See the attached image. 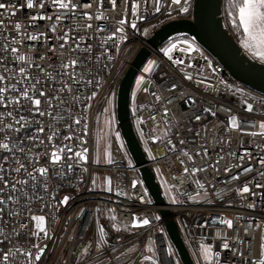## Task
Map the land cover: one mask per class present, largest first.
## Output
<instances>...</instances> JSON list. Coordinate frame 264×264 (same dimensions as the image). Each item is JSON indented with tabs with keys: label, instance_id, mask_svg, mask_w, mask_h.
I'll list each match as a JSON object with an SVG mask.
<instances>
[{
	"label": "built area",
	"instance_id": "1",
	"mask_svg": "<svg viewBox=\"0 0 264 264\" xmlns=\"http://www.w3.org/2000/svg\"><path fill=\"white\" fill-rule=\"evenodd\" d=\"M193 1L188 0V11L181 13L180 6L170 5V0H162L160 12H155L151 3L138 0L140 7L134 17L131 0L127 6L125 0H117L115 10L111 0H103L102 5L98 0H70L71 6L66 10H59L52 0H42L43 8L39 7L41 0H34L37 6L33 9H27L26 0H0L10 5L0 10V19L6 25L0 30V48H9L8 53L0 51V57H6L5 64L12 70L3 74L14 75L23 67L33 78L31 83L38 77L37 88L47 94L40 98L41 108L52 113L33 115L27 102H23V107L0 106V113L5 114L4 124L18 128L15 120L21 116L27 122L20 132L7 128L0 132V143L15 144V150L0 153V158L10 156L14 161L18 157L26 168L19 174L11 173L9 178L27 180L26 185L17 187H23L33 197H42L31 200L21 197L19 203L10 202L0 213V255L11 253L8 264H29L26 254L32 253L34 257L37 252L33 245L43 248L44 254L38 262L33 259L32 264H140L143 256L153 253L157 264H182L158 214L160 209L171 213L193 264H205L200 256L202 244L213 249L214 258L219 254V264H252L259 259V248L264 244V187L256 185H264L261 175L264 165L260 163L264 158V135L247 133L261 131L264 94L236 80L191 37H174L157 48L147 44L163 25L192 20ZM11 5L16 6L15 16L5 14L14 11ZM85 13L93 19H83ZM33 15L52 19L32 21ZM96 15L102 18L96 20ZM57 16L62 19L57 20ZM122 18L126 20L123 26L119 24ZM17 22L23 25L19 33L13 27ZM88 24L92 27L88 28ZM121 27L123 32L118 33L116 29ZM65 33L68 44L61 48ZM28 36L36 39H27ZM109 36L115 39L108 40ZM13 37L19 43L12 44ZM184 41L195 49L190 54L180 48ZM173 43L177 47L170 55L174 60H182L181 64L164 55ZM77 44L81 50L72 51ZM10 47L17 48L25 60L16 61ZM89 47L90 54L83 51ZM142 47L150 52L148 59L153 67L142 74V83L131 90L130 120L147 167L161 191L164 207L155 206L148 195L116 120L118 86ZM77 57L88 68L80 70L84 75L79 83L73 84L62 75L59 66ZM186 75L191 79H186ZM88 80L93 83L88 84ZM65 82L72 86V92L57 91ZM5 83L15 86V91L6 94L8 98H19L20 92L29 87L28 82L17 84L15 79ZM45 100L51 101V108ZM247 104L253 106L252 112L245 110ZM7 112H13V116L7 117ZM196 116H200L199 121ZM232 116L237 118V130L228 127ZM75 119L81 123L74 124ZM41 127L43 133L37 131ZM101 129L106 131L108 140L105 158L99 153ZM54 133L53 143L49 144L48 136ZM33 136L38 139H27ZM66 136L73 139L65 140ZM81 139L86 143L82 144ZM66 147H71L72 152L60 153L61 163L51 165L50 153L54 148ZM85 148L86 163L67 159ZM12 161L5 167L18 166ZM40 167L49 169L47 192L42 190L45 178L34 171ZM185 168L189 170L187 174ZM245 168L253 171L244 172ZM193 169L203 170L192 175ZM27 172H32L35 179L28 177ZM233 176L239 178L233 180ZM105 178L111 179V191L105 190ZM245 185L250 193L240 195ZM65 196L69 197L68 203L60 205ZM250 204L254 207H249ZM32 215L45 217L50 238H44L43 233L39 238L32 234L35 231ZM112 216L117 217L116 221L111 220ZM133 216L146 218L150 224L131 229ZM221 220H231L232 228L220 223ZM113 223L121 231H115ZM99 227L106 231V242L97 250ZM225 242L229 244L227 250L223 248ZM85 247L90 249L86 256L81 254ZM147 247H152L153 252H147ZM132 248L135 251L129 252Z\"/></svg>",
	"mask_w": 264,
	"mask_h": 264
},
{
	"label": "snow or ice",
	"instance_id": "2",
	"mask_svg": "<svg viewBox=\"0 0 264 264\" xmlns=\"http://www.w3.org/2000/svg\"><path fill=\"white\" fill-rule=\"evenodd\" d=\"M188 0H170V5H178L180 6V12L181 13H186L188 11V7L187 5ZM112 3V9L115 10L116 6H117V0H111ZM145 3H151L154 7L155 12H160L161 10V5H162V0H145ZM98 4L102 5L103 4V0H98ZM129 4V0H125V5L127 6ZM52 5L56 6L59 10H66L70 8V0L69 2H66V0H52ZM37 5L34 3V0H26V7L27 9H33L34 7H36ZM45 5L44 3L41 2L39 3V7L43 8ZM8 7H10V5H6L4 3H0V10H6ZM11 7H13L14 11L12 12H5V14L7 16H15L16 15V11L15 5H11ZM73 10H74V6ZM87 7H91V5H87ZM140 7V4L138 3V0H131V15L132 16H136L137 15V10ZM229 8L232 9L233 11L229 12V16H233L235 17V19L233 20V24L235 27H238L239 29L242 30V34H243V41H242V46L245 47L246 49H248L254 56L259 57L262 61H264V0H229ZM171 13H169L170 15ZM49 19L51 20L52 17H45L44 15H39V16H31L30 19L32 21H36L37 19L39 20H44V19ZM83 19H87V20H92L93 16L88 15L87 13L84 14V16L82 17ZM102 17L100 15H96L95 19L96 20H100ZM57 20L62 19L60 16L56 17ZM126 23L125 19H120L119 24L121 26H123ZM6 25L3 19H0V30L5 29ZM14 29L19 33L21 28L23 27L22 24H20L19 22L14 24ZM53 31L55 30V26L53 25ZM88 28H91L92 25L88 24L87 25ZM132 27H135V24L132 25ZM116 31L118 33H122L123 32V28H117ZM5 39H7V37H5ZM27 39H36L35 36H28ZM61 39L64 40V44L60 45L61 48H63L65 45L68 44V33H65V36L62 37ZM108 40H114L115 37L114 36H109L107 38ZM12 44L15 43H19V39L16 37H13L11 40ZM186 45V51L187 53H191L192 51H194L195 49H193L192 45L190 43H188L187 41L183 42ZM177 47V45L175 43H173L171 45V47H169L168 49H166L164 51V55L168 57L169 60H172L173 63L175 64H181L183 63L182 60H174L173 57L170 55V53L172 52L173 49H175ZM81 50L79 48V45L77 44V47L75 49H72V51H79ZM0 51H3L5 53L9 52V48L8 47H2L0 48ZM18 49L15 47H10V52L12 54H14V58L16 61H24L25 57L23 55H19L18 54ZM83 51L88 52L89 54L91 53V48H86L83 49ZM5 59L6 57H0V106H4L7 107L9 105H15L18 107H23L25 106L23 102H27L28 105H30L29 107V111L33 113V115H39V116H45V115H49L51 116L52 113L50 111L47 110H42L41 105H42V100L40 98L42 97H46V92L44 90H40L37 88V85L40 83L39 78H35V83H31L30 81L33 79L31 78L28 74H27V70L25 68H19L18 72L14 75H5L3 73H10L12 70L9 69L7 67V65L5 64ZM43 59V58H42ZM28 67H31V65H29ZM63 71H62V75L65 77H68L71 79V81L73 82V84H77L81 81L84 73L82 71H80L83 68H88V65L84 63L83 60H81L79 57L74 58L72 60H70L67 63H61V65L59 66ZM153 65L150 63L148 65V67H146L144 69V71L147 73L152 69ZM189 67H191V65H189ZM41 71H43V69H41ZM89 74L91 73V70L88 69ZM49 77H51V74H48ZM186 79H191V76L186 75L185 76ZM9 79H15L17 84H23L25 82L29 83V87L24 88L19 95V98H8L7 97V93L9 91H15V86H11L9 87L5 81L9 80ZM88 84H92L93 81L92 80H88L87 81ZM96 83H99V81H96ZM138 84L142 83V80H138L137 81ZM69 91L72 92L73 88L71 85H69L67 82H65L62 86V88L58 89L57 91L63 92V91ZM30 92H36L38 93L37 96H33L30 95ZM75 98V97H74ZM92 99L95 98V92L92 93ZM157 99H159V97H157ZM62 100V98H61ZM44 103H47L49 108L52 107L51 101L50 100H45L43 101ZM63 102V100H62ZM246 111L248 112H252L253 111V106L251 104H247ZM205 112H210L209 109H204ZM167 113L165 112V115ZM214 115V113H212ZM7 117H12L13 116V112H7L6 113ZM4 118H5V114L0 113V132L4 131L5 128H7L9 131H16V132H20L25 126H26V120L23 116H21L19 119L15 120V124H18L19 127L18 128H14L13 124H4ZM195 119L197 121L200 120V116H196ZM74 124L79 125L81 123L80 119H75L73 121ZM228 127L230 130H237L239 128V124L237 121V118L235 116H232L229 118V122H228ZM260 132L259 133H247L249 135H264V122H261L260 124ZM39 133H43L44 132V128L41 127L37 130ZM191 131V129H190ZM56 134L54 133L53 135L48 136V143L52 144L53 143V139L54 136ZM84 135H87V124L85 123L84 125ZM27 139H31V140H36L38 139V137L33 136V137H27ZM73 137L72 136H66L65 140H72ZM82 144L86 143V141H84L83 139H81L80 141ZM40 144H43L44 141L43 140H39ZM181 143H184V141H181ZM13 150H15V144H9V143H0V153H4V152H12ZM72 152V148L71 147H66V148H54V150L50 153V164L53 166H56L58 164L61 163V155L60 153L63 152ZM87 152L88 149H83V151H77L75 152L72 156H68L67 159L68 160H72V159H77L78 162L80 163H86L87 162ZM199 155V153H197ZM206 154V153H205ZM107 155V153H106ZM184 155L188 156L189 160H192V156H190L187 152L184 153ZM243 158V157H241ZM12 161V157L10 156H3L2 158H0V184L3 185V187H0V213H3L5 207L10 203H19L20 198L24 197L25 199L31 200L33 198H40L42 199V197H33L31 194L26 193L24 191L23 187L18 188L17 185H26L28 183L27 180H23V179H16V180H10L9 176L11 173H17L19 174L22 170L26 171L25 165L19 160V158H15L14 163H16L18 166L15 168H11V167H5V165H8L9 162ZM111 161L109 160V163ZM260 163L262 165H264V158H261ZM69 169H71L72 165L69 164L68 165ZM203 169H193L191 171L192 175H195L197 171H201ZM35 172H38V174L41 177L45 178V183L42 185V190L47 192L48 191V186H47V176H48V172L49 169L45 168V167H40L38 169H34ZM185 173L187 174L189 172V170L187 168H185ZM253 171L252 168H245L244 172H251ZM28 177L35 179V177L33 176L32 172H27ZM261 175H264V173H261ZM238 176H233L232 179L236 180L238 179ZM105 190L107 191H111V179L110 178H105ZM199 184V182H197ZM93 185L95 186V181H93ZM136 184L135 182H133V187H135ZM201 188H203V185L200 184L199 185ZM257 188H261L264 187V185H260L257 184L256 185ZM250 193V188L245 185L240 191L239 194L240 195H244ZM69 197L65 196L59 203L60 205H65L68 203ZM175 199H173V203H175ZM249 207H254V205L250 204ZM29 212L31 211V208L29 207ZM12 214V213H10ZM0 219H2V217H0ZM117 217L116 216H112L111 220L112 221H116ZM31 220L35 222V231H33V235H35L37 238L40 237V234L43 233L44 238H50L48 235V232L45 229V217L43 215L37 216V215H32L31 216ZM220 223L226 224L227 227L229 229L232 228L233 226V222L231 220H221ZM150 224V221L148 219H138L137 217L133 216L130 220L129 223V227L131 229H137V228H141L144 226H148ZM26 226V225H23ZM113 229L117 232L121 231V228L118 227L115 223H113L112 225ZM126 230V229H125ZM97 236H98V243H97V250H100L101 246L105 244L106 242V231L103 227H99L97 229ZM33 247L37 248V252L35 253L34 257L32 256V253H27L26 255L29 258V264H32V261L34 259V261L38 262L41 260V257L44 254V249L40 248L38 245H33ZM223 248L224 249H229V244L227 242H225L223 244ZM89 247H85L84 249H82V255H87L89 253ZM147 252L152 253L153 249L152 247H147L145 249ZM113 251H115L113 249ZM129 252L135 251V248L129 249ZM200 252L202 255V259L203 261H205V264H219V254L216 253L215 254V258H214V253H213V249L209 246L206 245H201L200 246ZM11 255V253H6L3 255H0V264H8V260H9V256ZM169 255H171V252H169ZM140 264H157L156 259H154V253L153 256H143ZM252 264H264V244L260 245L259 248V259L258 260H254L252 262Z\"/></svg>",
	"mask_w": 264,
	"mask_h": 264
},
{
	"label": "water",
	"instance_id": "3",
	"mask_svg": "<svg viewBox=\"0 0 264 264\" xmlns=\"http://www.w3.org/2000/svg\"><path fill=\"white\" fill-rule=\"evenodd\" d=\"M178 36L193 38L236 80L264 94V63L248 56L229 33L222 17V0H194L192 20H180L163 25L147 40V44L157 48ZM149 57L150 52L142 47L122 78L116 94V120L124 145L133 163L139 168L148 195L155 206L164 207L161 191L152 171L147 167L145 154L134 134L130 120L131 90L139 71ZM158 214L181 263L193 264L171 213L166 209H160Z\"/></svg>",
	"mask_w": 264,
	"mask_h": 264
},
{
	"label": "rangeland",
	"instance_id": "4",
	"mask_svg": "<svg viewBox=\"0 0 264 264\" xmlns=\"http://www.w3.org/2000/svg\"><path fill=\"white\" fill-rule=\"evenodd\" d=\"M229 6V0H226L225 5ZM233 11L232 9L229 8L228 12H227V16L229 19V28H231V36L236 40V42L239 44V46L242 48V50L250 57L256 59L259 62L264 63V61H262L259 57L254 56L248 49H246L245 47L242 46V41L244 39L243 34H242V30L239 29L238 27H235L233 24V20L235 19L234 15L233 16H229V12ZM228 30V29H227ZM180 48L183 51H186V45L185 44H181ZM187 52V51H186ZM151 63V59H148L146 61V63L143 65V67L141 68L140 72L138 73L136 80L134 82L133 88H136L139 84L137 83L138 80L142 79V74H145L146 72L144 71V69L146 67H148V65ZM107 133L106 131L103 129H101L100 131V138H99V153L101 158H105L106 156V149H107ZM200 256L202 258L201 252H200Z\"/></svg>",
	"mask_w": 264,
	"mask_h": 264
},
{
	"label": "trees",
	"instance_id": "5",
	"mask_svg": "<svg viewBox=\"0 0 264 264\" xmlns=\"http://www.w3.org/2000/svg\"><path fill=\"white\" fill-rule=\"evenodd\" d=\"M225 2H226V0H222V17H223L224 24H225L226 28L231 33V28H229V19H228V16H227V12L229 10V6L227 4L225 5Z\"/></svg>",
	"mask_w": 264,
	"mask_h": 264
}]
</instances>
